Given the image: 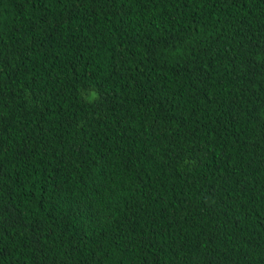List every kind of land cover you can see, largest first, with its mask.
<instances>
[{
	"label": "trees",
	"instance_id": "16d2710c",
	"mask_svg": "<svg viewBox=\"0 0 264 264\" xmlns=\"http://www.w3.org/2000/svg\"><path fill=\"white\" fill-rule=\"evenodd\" d=\"M0 264H264V0H0Z\"/></svg>",
	"mask_w": 264,
	"mask_h": 264
}]
</instances>
